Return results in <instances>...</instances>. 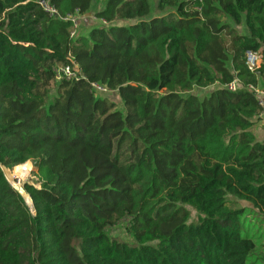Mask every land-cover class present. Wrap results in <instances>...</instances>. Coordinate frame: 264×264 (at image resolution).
<instances>
[{
    "label": "trees",
    "instance_id": "obj_1",
    "mask_svg": "<svg viewBox=\"0 0 264 264\" xmlns=\"http://www.w3.org/2000/svg\"><path fill=\"white\" fill-rule=\"evenodd\" d=\"M41 2L0 0V264H256L237 201L264 221V0H50L108 22L74 37ZM28 161L33 209L2 170Z\"/></svg>",
    "mask_w": 264,
    "mask_h": 264
},
{
    "label": "rangeland",
    "instance_id": "obj_2",
    "mask_svg": "<svg viewBox=\"0 0 264 264\" xmlns=\"http://www.w3.org/2000/svg\"><path fill=\"white\" fill-rule=\"evenodd\" d=\"M151 4L154 6L155 0H150ZM106 3V0H93V7L90 12H95L96 10L102 8ZM161 12L155 10V7L152 8L151 15H157L160 14ZM131 21H123L121 23L116 22L118 24H129ZM96 22L91 20L89 17L81 19L79 21V27H78V32L76 35L79 33H86L88 32L92 26L95 25ZM241 30H243L245 33L248 32L247 28L245 25L242 26ZM262 61V60H261ZM261 64V62H260ZM264 82V81H260ZM261 84V83H260ZM260 88V85H259ZM211 88L207 89H198L196 90L197 94L200 96H204L205 94L209 93ZM111 96L113 98H116L119 104L121 103V100L119 99L118 94L116 95L115 92L111 93ZM29 165V173H20L18 171H15L18 166H25ZM14 166L11 168H7L5 166H2V170L7 177L8 181L11 182L14 179V177H18L19 179H14L16 183H19L20 185L24 184H32L34 186L39 187L40 186V181L39 177L36 172V168L34 167V163L32 161H28L24 164ZM14 175V176H12ZM235 200V199H234ZM238 206L242 208L243 210V216L242 220L244 222V226L246 229L249 230L250 235L255 239L257 247L254 253V257L252 258V262H255L256 264H264V221H263V215L258 212L257 209L253 207V205L247 201H237ZM187 208L190 211L191 217L189 220V223H198L201 218L204 217V215L200 214L194 207L192 206H187ZM107 234L112 237L116 238L119 241L126 242L128 244L134 245L137 244V241L135 239V236L130 233L127 229V224L126 223H121L116 226H113L109 229L106 230ZM153 245H156L157 242H153ZM79 261V258H78ZM77 263V261H76Z\"/></svg>",
    "mask_w": 264,
    "mask_h": 264
},
{
    "label": "built area",
    "instance_id": "obj_3",
    "mask_svg": "<svg viewBox=\"0 0 264 264\" xmlns=\"http://www.w3.org/2000/svg\"><path fill=\"white\" fill-rule=\"evenodd\" d=\"M41 4L50 13L51 16H54L57 18L61 17V15L57 11V9L51 5L50 0H42ZM87 17H89L91 20H93L96 23L103 24V25L108 24V22L106 20L98 18L94 13L86 14V15H80L78 13V14H74V15H68L65 17H61V18L64 20H71L74 23L75 30L72 32V36L74 37L78 31L79 21L81 19H84ZM261 60H262V54H260L258 52L248 51V53H247V65L251 70H255L256 68H258L260 66ZM54 74H55V78L57 81H60L63 79L71 80V79H76L79 77L77 71H75L70 65L56 66L54 68ZM238 85H239L238 82L234 81L228 85V88L230 90H236L238 88ZM92 86H93V89L95 91H97L98 93H100V92L106 93V92L110 91L107 87H105L99 83L94 82V83H92ZM256 91L259 93L261 104L264 106V99H263L264 90L256 89Z\"/></svg>",
    "mask_w": 264,
    "mask_h": 264
},
{
    "label": "crops",
    "instance_id": "obj_4",
    "mask_svg": "<svg viewBox=\"0 0 264 264\" xmlns=\"http://www.w3.org/2000/svg\"><path fill=\"white\" fill-rule=\"evenodd\" d=\"M259 89L264 90V82H261ZM263 99H264V97H263ZM254 120L256 122V124L254 126L255 135L259 139H264V109L258 117L254 118Z\"/></svg>",
    "mask_w": 264,
    "mask_h": 264
},
{
    "label": "water",
    "instance_id": "obj_5",
    "mask_svg": "<svg viewBox=\"0 0 264 264\" xmlns=\"http://www.w3.org/2000/svg\"><path fill=\"white\" fill-rule=\"evenodd\" d=\"M14 179H19V178L15 176ZM12 186L14 187L15 190H17L25 198V200L27 201L28 205L33 209L34 208L33 200H32L31 195H29L26 192V190H25V184L21 186V185L17 184L15 182V180H14V183L12 184Z\"/></svg>",
    "mask_w": 264,
    "mask_h": 264
},
{
    "label": "bare ground",
    "instance_id": "obj_6",
    "mask_svg": "<svg viewBox=\"0 0 264 264\" xmlns=\"http://www.w3.org/2000/svg\"><path fill=\"white\" fill-rule=\"evenodd\" d=\"M12 176H14V175H12ZM14 180H12V182H13ZM17 184H19V183H17ZM20 185V184H19ZM22 186V185H21Z\"/></svg>",
    "mask_w": 264,
    "mask_h": 264
}]
</instances>
